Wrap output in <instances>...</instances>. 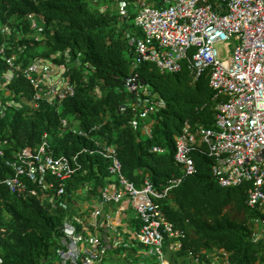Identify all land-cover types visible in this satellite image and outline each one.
<instances>
[{"label":"trees","instance_id":"1","mask_svg":"<svg viewBox=\"0 0 264 264\" xmlns=\"http://www.w3.org/2000/svg\"><path fill=\"white\" fill-rule=\"evenodd\" d=\"M130 1L132 5L123 15L114 8L117 0H0V45L7 43L6 55L20 53L21 60L28 62L34 56L69 49L74 85V95L59 109L42 103L0 118V139L4 141V154H0L2 264H56V249L69 208L52 206L29 191L11 192L3 180L14 174L7 162L15 152L26 146L35 149L45 132L52 136L56 154L71 155L90 148L92 138L107 141L117 147L123 173L130 181L140 186L149 178L159 191L171 186L156 200L184 234L181 249L167 251L172 264L182 257L186 258L184 264H193L188 250L197 254L220 248L232 264H264V237L254 239L257 225H264V211L248 205V183L221 186L212 172L214 158L210 154L194 153L197 171L191 175L175 159V137L186 121L205 128L215 125L217 100L209 84V70L194 78L186 60L176 72L162 71L148 61L136 63L135 49L128 40L129 36L143 37V32L134 23L137 12L133 8L138 9L139 0ZM147 2L156 6L163 3ZM32 14L42 27V40L29 35L34 32ZM6 69L5 59L0 58V71ZM132 74L163 100L145 120L151 135L142 136L141 121L137 127L132 125L134 118L142 120L141 109L133 108L126 89L125 79ZM9 88L16 94H32L23 77H15ZM62 117L68 120L69 128L63 127ZM154 146L159 150H153ZM79 160L83 169L66 182L63 198L78 200L82 195L75 193L86 184L88 195L84 199L97 197L108 175V160L103 156L81 152ZM176 178L181 181L173 183ZM139 224L138 219H131L134 242ZM121 249L133 258L140 247L117 251Z\"/></svg>","mask_w":264,"mask_h":264},{"label":"built area","instance_id":"2","mask_svg":"<svg viewBox=\"0 0 264 264\" xmlns=\"http://www.w3.org/2000/svg\"><path fill=\"white\" fill-rule=\"evenodd\" d=\"M117 1L120 13L127 14L132 2ZM162 1L158 6L147 0L138 1L134 23L143 37L129 36L128 44L134 47L137 59L152 62L162 71H179L185 60L194 78L208 69L209 84L217 100L213 128L184 123L175 137V159L191 175L197 171L194 153L210 154L217 182L221 186L248 183V205L264 211V0ZM30 18L34 32L29 35L42 40L37 17L32 14ZM227 41L233 42L232 49L222 53L218 45ZM6 50L7 44L3 43L0 56L8 70L0 74L1 90L7 89L15 76L22 75L33 93L17 102L5 93V97H0V116L22 105L39 107L47 103L59 109L67 97L74 95L67 64L71 60L69 50L49 58L33 57L28 62L21 60L20 53L6 56ZM62 55L63 62L55 60ZM125 84L133 108L141 109L142 120L134 118L132 125L137 127L141 121L151 135V126L145 120L162 105V98L153 94L137 74L126 77ZM61 123L68 127L66 118L62 117ZM92 139L90 148L71 155L56 154L51 146L52 136L44 133L35 149L27 146L16 151L7 162L14 174L3 180L11 192L29 191L52 206L69 208L56 249V264H105L110 250L136 245L140 249L122 264H171L165 242L169 240L170 250L180 249L183 231L166 217L156 201L171 186L156 190L149 178L138 186L124 175L116 146ZM3 142L0 139V154L4 153ZM153 150L158 151L159 147ZM81 152L106 158L108 175L97 197L84 199L88 195L86 184L75 193L82 195L81 199L63 198L66 182L83 169ZM180 181L181 178L172 180ZM128 215L140 222L137 242L124 220ZM189 254L193 264H232L223 248L211 253L203 249L197 254L190 250Z\"/></svg>","mask_w":264,"mask_h":264},{"label":"clouds","instance_id":"3","mask_svg":"<svg viewBox=\"0 0 264 264\" xmlns=\"http://www.w3.org/2000/svg\"><path fill=\"white\" fill-rule=\"evenodd\" d=\"M3 44V43H2ZM1 44V45H2ZM7 44V43H6ZM0 45V46H1ZM66 50H69V49H66ZM65 50V51H66ZM64 51V52H65ZM58 52H61V51H58ZM58 52H56V53H58ZM64 52H61V53H64ZM70 52V51H69ZM56 53H54V54H56ZM53 55V54H52ZM52 55H50V56H43V55H38V56H41V57H45V58H49V57H51ZM7 56V55H6ZM34 57H37V56H34ZM62 57H64V55H62V56H60V57H58L57 59H55L56 61H58V62H63L64 61V59H62ZM0 58H1V56H0ZM31 58H33V57H31ZM2 59V58H1ZM68 64V66H69V62L67 63ZM70 67V66H69ZM8 70V65H7V69L6 70H4V71H0V74L1 73H3V72H5V71H7ZM69 75H70V73H69ZM15 77H23L22 75H19V76H15ZM14 77V78H15ZM13 78V79H14ZM24 78V77H23ZM70 78H71V76H70ZM12 79V80H13ZM11 80V81H12ZM11 81L7 84V89H2L1 90V88H0V97H5V93H9V96H11L16 102L17 101H19L21 98H23V97H27V98H30L31 97V95H24V94H16V93H14V92H12L11 91V89L9 88V84L11 83ZM72 82V81H71ZM30 84V83H29ZM32 93H33V89H32ZM73 96V95H72ZM69 97H71V96H69ZM68 98V97H67ZM42 104V103H41ZM40 104V105H41ZM47 104V103H46ZM62 104V103H61ZM39 105V106H40ZM49 105V104H48ZM26 108V107H29V108H37V107H32V106H25V105H22V106H20V107H16V108H13V110H12V112H10V113H7V114H5L4 116H0V118H2V117H5V116H7V115H9V116H11V115H13L17 110H19V109H21V108ZM53 107V106H52ZM55 108V107H54ZM57 109V108H56ZM149 117V116H148ZM147 117V118H148ZM148 124V123H147ZM141 125H142V131L143 132H146L145 130H144V128H143V124L141 123ZM64 128H69V125H68V127H65V126H63ZM152 130V129H151ZM46 133V132H45ZM50 135V134H49ZM148 135V134H147ZM107 142V141H106ZM3 146H4V142H3ZM27 147V146H26ZM30 147V146H29ZM155 147V146H154ZM25 148V147H24ZM117 148V147H116ZM23 149V148H22ZM22 149H20V150H22ZM17 151H19V150H17ZM16 153V152H15ZM4 154V153H3ZM15 155V154H14ZM156 199H158V198H156ZM157 201V200H156ZM133 218H136V217H133V216H130V215H128V216H126L125 217V221H126V224L128 225V228H129V230L131 231V233H130V235H132V231L134 230V227H132V225H131V219H133ZM136 219H138V218H136ZM138 222H139V220H138ZM140 223V222H139ZM139 226H140V224H139ZM139 228V227H138ZM183 236H184V234H183ZM183 236H181L180 237V241H181V246H182V237ZM167 241H169V240H167ZM166 241V242H167ZM165 242V243H166ZM168 244H169V242H168ZM168 244H167V250H166V247H165V245H164V249H165V252H166V256H167V258H168V260L170 261V259H169V257H168V255H167V251H177V250H170L169 248H168ZM131 247V246H130ZM140 247V246H139ZM122 248V247H121ZM124 248H126V247H124ZM118 249V248H117ZM117 249H114L113 251H117ZM180 249H181V247H180ZM179 250V249H178ZM124 251H126L125 249H121L120 251H117V252H124ZM189 251L190 250H188V253H189ZM192 251V250H191ZM193 252V251H192ZM136 253V252H135ZM135 253H133L132 254V256H134V254ZM193 254H195V253H193ZM189 256L192 258V256L189 254ZM130 259H131V257H130ZM130 261V260H129ZM170 263H171V261H170ZM193 263V262H192ZM172 264V263H171Z\"/></svg>","mask_w":264,"mask_h":264},{"label":"rangeland","instance_id":"4","mask_svg":"<svg viewBox=\"0 0 264 264\" xmlns=\"http://www.w3.org/2000/svg\"><path fill=\"white\" fill-rule=\"evenodd\" d=\"M114 8H115V10L119 11L118 5L114 6ZM133 11L138 12V9L135 7V8H133ZM232 45H233V42L227 41L223 44H219L218 47L220 48L222 53H224V52L229 53L230 50L232 49ZM135 61H136V63H138L139 59L136 58ZM142 136H147V133L142 131ZM263 237H264V225L258 224L257 229H256V233L254 235V239H259V238H263ZM129 260H130V256H128L127 251L117 252V251L110 250L108 253V257L105 261L106 262L105 264H122L126 261L129 262ZM185 261H186V258L182 257L178 260L177 264H184Z\"/></svg>","mask_w":264,"mask_h":264}]
</instances>
